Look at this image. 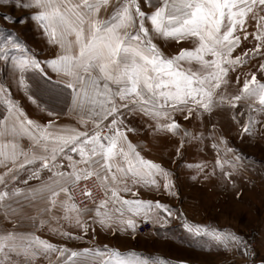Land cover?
<instances>
[{
    "label": "snow or ice",
    "instance_id": "6c2138e0",
    "mask_svg": "<svg viewBox=\"0 0 264 264\" xmlns=\"http://www.w3.org/2000/svg\"><path fill=\"white\" fill-rule=\"evenodd\" d=\"M17 6L29 11L48 55L41 58L0 30V56L11 54L17 92L49 119L31 118L0 83V217L8 225L0 228V264H168L98 245L97 226L136 239L141 223L167 231L174 221L189 241L209 242L206 250L222 247L257 264L243 237L192 223L156 198L179 200L176 174L145 158L147 146L129 134L138 135V114L152 122L153 138H179L171 158L177 167L186 142L210 141L217 157L212 171L188 165L197 173L191 178L208 180L219 170L234 185L233 176L248 171L245 157L215 124L205 135L177 116L204 125L205 115L211 123L218 110L230 111L241 138L264 124V0H20ZM233 79L235 91L227 94ZM65 110L76 125L60 122ZM45 228L65 243L37 235Z\"/></svg>",
    "mask_w": 264,
    "mask_h": 264
},
{
    "label": "rangeland",
    "instance_id": "374dc122",
    "mask_svg": "<svg viewBox=\"0 0 264 264\" xmlns=\"http://www.w3.org/2000/svg\"><path fill=\"white\" fill-rule=\"evenodd\" d=\"M19 3L20 0H0V30H6L19 36L31 52L37 53L43 58L48 55L46 41L31 20L29 11L18 7ZM250 30L254 31V26ZM10 56L11 54H9V58L0 56V83L8 84L14 97L24 104L30 114L36 116L33 110L34 105L29 104L26 99H22L23 93L17 92L16 86L12 82ZM224 91L227 94L235 91L234 79ZM231 115L230 111L218 110L212 115L211 123H208L207 115L203 117L204 125L201 124L200 119H194L195 121L189 123L184 121L182 116H177L179 121H184L182 123L185 128L197 133L204 131L205 135L215 124L222 131L223 138L228 141L229 145L235 147L237 152L245 157L244 163L249 165L248 171L233 176L234 185L231 186V197H215L220 191H224V184L218 171L208 180H204L202 176L195 180L191 178L197 173L190 171L188 165L206 164L207 170L212 171L210 158L215 152L210 147L211 142L206 140L203 144L190 142L184 163L179 170L175 171L178 177L175 179L179 183L180 198L176 202L171 201L168 204L183 211L186 218L192 223L211 224L220 229L227 228L243 237L250 245L255 254L254 258L259 264V258L264 256V124L258 125L253 135H245L241 138L238 134L240 127L236 121L231 119ZM133 123L135 124V122ZM151 123L149 122V124ZM159 137L161 136L154 139L157 140ZM221 154L223 155V153ZM195 183L202 184V187L193 189L192 185ZM209 189H212L213 192H208ZM227 191H230V187L227 188ZM61 222V224H66L67 230L79 231L74 225ZM97 232L96 243L98 245L102 246L107 243L109 246H116L121 250H135L143 254L156 255L166 259L168 264H244L242 256L234 251L217 246L206 250L209 242L189 241L183 234L179 221H174L167 231L159 233V235L154 230L152 223H141L137 229L136 239H132L131 233L121 234L119 232L115 237L107 236L108 231L101 230L98 226ZM169 236L172 238H168ZM84 246L86 244L74 245V247Z\"/></svg>",
    "mask_w": 264,
    "mask_h": 264
},
{
    "label": "crops",
    "instance_id": "0c3cea01",
    "mask_svg": "<svg viewBox=\"0 0 264 264\" xmlns=\"http://www.w3.org/2000/svg\"><path fill=\"white\" fill-rule=\"evenodd\" d=\"M26 110H27V108H26ZM33 110H34L36 116L30 114L29 111L27 110V112L31 118L39 119L40 121L45 122V123L47 122V120L49 118L46 116V114L39 113L37 111V109L35 108V106H34ZM59 120H60V122H63L66 124L76 125V121L74 120V118L72 116L67 114L66 110H65V114L63 116H61L59 118ZM133 122H135L134 126H136L138 129V135L129 134V136L133 140L134 143H142V144L147 146L146 149L142 152V155H144L145 158L151 159L155 162H163L165 167L170 168L174 172L176 170H179L180 167L182 166V164L184 163V159H186L187 150H188V146L190 145V143L189 142L185 143L184 149H183V158L179 161L180 167H177L176 164L171 163V158L175 155L176 148L179 146V138L171 137V136H161V137H159L160 139L158 138L157 140H155L153 138V135L151 134V132L149 130V122H151V121H147L146 118H142L141 116H139L137 114L133 117ZM179 122L181 123V125L183 127H185L183 125L184 123H182L184 121H179ZM25 143H27V142L25 141ZM216 158H217L216 154H213L210 158L212 160L211 164H210L212 169H213V165L215 164ZM225 170L228 171L230 169H228L226 167ZM217 171L219 172V170H217ZM219 175H220V172H219ZM176 177L177 176L175 175V178ZM220 179H221V176H220ZM176 181H177V186H178V184H179L178 180L176 179ZM222 182L224 184V191H222V192L220 191L218 194L215 195V197H227V196L231 197V186H232V184L226 183L223 180H222ZM192 186H193V189L194 188H201L202 184L195 183ZM229 187H230V191H227V188H229ZM141 191L143 192V189H141ZM208 192L212 193L213 190L209 189ZM145 195H148V194H145ZM125 198H128V197H125ZM156 198L160 199V201L162 203L168 204L171 201L176 202L175 198L160 196L158 194H157ZM0 220H1L0 221V228H5L8 226L6 221H4L2 217H0ZM52 223L55 225L57 222L52 221ZM63 226H64V229L67 230L66 224L63 223ZM152 226H154V230H156L158 233H162L165 231V230L159 229L158 225L152 224ZM24 230H27V229H24ZM67 231H70V230H67ZM73 233H76V232H73ZM118 233H119V231L117 232V234ZM37 235H40L42 239H47L52 243H65L64 241L60 240V238L58 236L53 235L47 228L38 232ZM109 235H112L111 231H108L107 236H109ZM76 244H79V243L78 242H72L69 246L74 247V245H76ZM85 244L87 246V243H85ZM85 244H83V245H85ZM80 246H82V245H80ZM40 262H42L41 264H48L47 260H45V261L41 260V261H39V263Z\"/></svg>",
    "mask_w": 264,
    "mask_h": 264
}]
</instances>
